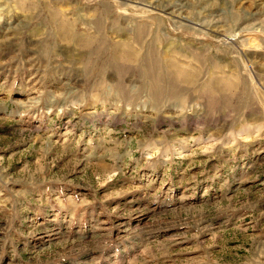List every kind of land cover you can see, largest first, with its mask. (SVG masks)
Returning <instances> with one entry per match:
<instances>
[{"label": "rangeland", "instance_id": "obj_1", "mask_svg": "<svg viewBox=\"0 0 264 264\" xmlns=\"http://www.w3.org/2000/svg\"><path fill=\"white\" fill-rule=\"evenodd\" d=\"M0 264H264V0H0Z\"/></svg>", "mask_w": 264, "mask_h": 264}, {"label": "bare ground", "instance_id": "obj_2", "mask_svg": "<svg viewBox=\"0 0 264 264\" xmlns=\"http://www.w3.org/2000/svg\"><path fill=\"white\" fill-rule=\"evenodd\" d=\"M70 32H66L65 29L63 28V35H64V33L67 35H70ZM139 34H141V33L139 32ZM64 36H66V35H64ZM88 41H90V40H85L84 42H81V44H83L85 46ZM250 42H252V41H250ZM116 48L119 49L120 48L119 45H117ZM118 49H117V60H116L118 63L123 62V64L124 63L133 64L135 62V55L133 53H131V52L124 53L123 51H118ZM171 69H173L172 75H174V77H175V80L173 79V85H172L173 88L177 89V87L180 83L189 81V75L180 71L177 65L172 66ZM213 85L217 88V90H220V91L230 87V85L227 84L226 81L218 82V83L214 82Z\"/></svg>", "mask_w": 264, "mask_h": 264}]
</instances>
